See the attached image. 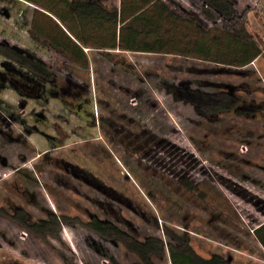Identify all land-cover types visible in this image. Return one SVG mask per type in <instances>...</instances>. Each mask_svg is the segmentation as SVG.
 I'll return each instance as SVG.
<instances>
[{
	"label": "rangeland",
	"instance_id": "1",
	"mask_svg": "<svg viewBox=\"0 0 264 264\" xmlns=\"http://www.w3.org/2000/svg\"><path fill=\"white\" fill-rule=\"evenodd\" d=\"M90 1L110 12L125 2ZM162 1L180 17L162 22L163 52L84 47L83 63L51 42L74 32L62 0H0V45L54 74L0 54V264H144L93 220L166 243L169 226L205 258L264 264V58L240 67L194 49H232L227 32L243 27L264 49V0H229L231 18L208 0ZM103 34L90 44L111 43ZM17 213L69 222L43 238ZM153 261L172 264L168 251Z\"/></svg>",
	"mask_w": 264,
	"mask_h": 264
},
{
	"label": "trees",
	"instance_id": "2",
	"mask_svg": "<svg viewBox=\"0 0 264 264\" xmlns=\"http://www.w3.org/2000/svg\"><path fill=\"white\" fill-rule=\"evenodd\" d=\"M62 1L66 5V10L71 12V15L67 14V19L75 33L69 31V34L64 31V38L54 37L51 42L55 48L63 53L73 54L76 59H83V63L87 62L84 47L163 52L166 42L159 36L162 22L169 19L173 23L180 18L162 0H138L144 3V8H137L136 4L130 3L131 0H128L129 3L127 4L125 0L121 11L117 12H110L90 0ZM208 3L224 17H233L234 12L229 0H208ZM150 5H154V10L153 14L149 15L146 9ZM205 13L208 18L215 19L211 10H205ZM103 32H107V35L110 36L111 43L94 42L93 45L90 44V37L92 38L94 33L98 34V38L104 39ZM89 34L91 35L89 36ZM227 37L229 43L233 44V48L231 49L228 44L225 52L219 47H214L216 39L209 43L205 40L197 41L194 49L207 58L214 55L213 60L240 67L250 64L258 57L264 58V49L254 41L245 27L236 32H227ZM0 54L42 77L48 79L54 77L45 61L34 59L12 46L0 45ZM106 54L110 55V53ZM1 123L2 118L0 116ZM13 218L43 238L47 235L58 236L62 223L64 221L69 222L67 217H60L55 214H52L47 220L37 223H30L27 215L21 213L13 215ZM87 225L107 239H119L127 250L136 254L144 264H156L153 257L164 258L167 251L172 264H232L230 260L219 254H214L209 258L201 256L192 246L188 232L177 231L169 226H165V232L170 238V241L166 243L163 238L158 236H148L144 240H140L108 221L93 220ZM255 233L264 245V224L258 227Z\"/></svg>",
	"mask_w": 264,
	"mask_h": 264
},
{
	"label": "bare ground",
	"instance_id": "3",
	"mask_svg": "<svg viewBox=\"0 0 264 264\" xmlns=\"http://www.w3.org/2000/svg\"><path fill=\"white\" fill-rule=\"evenodd\" d=\"M251 125H252V124H251ZM257 125H258V124H257ZM257 125H255V126H257ZM258 126H259V125H258ZM258 126H257V127H258ZM246 127H247V126H246ZM241 128H242V127H241ZM247 129H248V128H247ZM263 131H264V130H263ZM250 132H251V131H250ZM251 133H252V132H251ZM239 163H240V162H239ZM255 166H256V165H255ZM261 168H262V167H261Z\"/></svg>",
	"mask_w": 264,
	"mask_h": 264
}]
</instances>
